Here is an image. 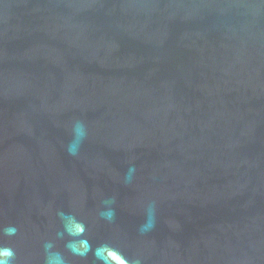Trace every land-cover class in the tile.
I'll return each mask as SVG.
<instances>
[{"label":"water","instance_id":"obj_1","mask_svg":"<svg viewBox=\"0 0 264 264\" xmlns=\"http://www.w3.org/2000/svg\"><path fill=\"white\" fill-rule=\"evenodd\" d=\"M101 247L264 264V0H0V249Z\"/></svg>","mask_w":264,"mask_h":264},{"label":"clouds","instance_id":"obj_2","mask_svg":"<svg viewBox=\"0 0 264 264\" xmlns=\"http://www.w3.org/2000/svg\"><path fill=\"white\" fill-rule=\"evenodd\" d=\"M15 231H16L15 228L7 229V232L9 234H14ZM13 256H14V252L12 251L11 248L0 249V264H10V258ZM96 256L102 262V264H109V258L110 257L115 258L118 256V254H116L114 251L108 250L106 247H101L97 249ZM120 264H127V262L121 259Z\"/></svg>","mask_w":264,"mask_h":264}]
</instances>
